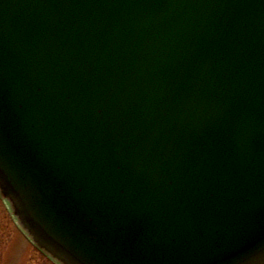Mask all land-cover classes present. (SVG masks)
I'll use <instances>...</instances> for the list:
<instances>
[{"label":"water","instance_id":"1","mask_svg":"<svg viewBox=\"0 0 264 264\" xmlns=\"http://www.w3.org/2000/svg\"><path fill=\"white\" fill-rule=\"evenodd\" d=\"M0 196L57 264H264V0H0Z\"/></svg>","mask_w":264,"mask_h":264},{"label":"rangeland","instance_id":"2","mask_svg":"<svg viewBox=\"0 0 264 264\" xmlns=\"http://www.w3.org/2000/svg\"><path fill=\"white\" fill-rule=\"evenodd\" d=\"M0 264H55L18 229L1 198Z\"/></svg>","mask_w":264,"mask_h":264}]
</instances>
